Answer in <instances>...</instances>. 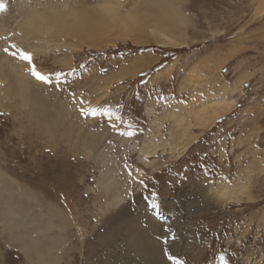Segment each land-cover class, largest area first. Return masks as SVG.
I'll list each match as a JSON object with an SVG mask.
<instances>
[{"label": "rangeland", "instance_id": "1", "mask_svg": "<svg viewBox=\"0 0 264 264\" xmlns=\"http://www.w3.org/2000/svg\"><path fill=\"white\" fill-rule=\"evenodd\" d=\"M100 3L168 14L170 40H84L70 14L41 46L0 42V58L31 53L12 57L66 118L52 131L20 97L0 109V264H264V0H0V21ZM133 47L150 49L113 51Z\"/></svg>", "mask_w": 264, "mask_h": 264}, {"label": "bare ground", "instance_id": "2", "mask_svg": "<svg viewBox=\"0 0 264 264\" xmlns=\"http://www.w3.org/2000/svg\"><path fill=\"white\" fill-rule=\"evenodd\" d=\"M121 6L100 3L95 7H92V9H83L80 13H75V11L67 8L60 11L41 12L37 8L33 9L24 7L22 8L20 19L17 21V31L11 32L10 30V32H7L6 30L9 29L6 26L5 20L0 21V42H2L4 38H7L5 40H8V43H10V41H13V38H16L15 35H18L20 40H31L39 37V39L34 41L37 43V46H41L43 41H45V43L49 41V38L44 35L47 34L48 31L55 29L60 22L64 23L65 19L70 16V14L75 16L78 15L79 18L78 23L74 25L71 30L75 31L76 34L84 40H89L95 36L106 35L105 33L110 29L109 26H113V28H115L117 33L120 35L119 37L122 38L129 37L135 26V28L140 30L147 29V31L154 33L159 37L161 42L170 40L168 35L162 32L163 27H161V24L165 23V21L169 18L167 16L168 14L159 13V11L152 14L150 13L152 21H148V19L144 18L142 15L143 13L139 10L137 13H133L131 11L124 12ZM164 11L165 10H163V12ZM142 16L143 19L141 18ZM38 40H40V42H38ZM95 45L99 44L96 43ZM25 73L22 70L21 63L17 60H13V57L9 53H6V55H3V57L0 58V109H3L6 106L5 101H7V99L9 100L10 97H20L26 105L32 106V110L34 111L33 115L37 118H35V121H38L40 125L42 124L44 127L54 131V129L65 122V111L59 108H52L47 103L42 101L43 99L40 98V93H38L36 87L34 86V80L30 79ZM5 98L6 100H4ZM224 104L219 105L218 103L217 105H212L210 111H207V113L204 111L205 115L203 116V123L210 121ZM69 128H71V126ZM66 130L69 133V129L67 128ZM88 144L89 143H87V145ZM151 152L152 151H144L145 157L149 156ZM111 187V191H116V185L114 187L111 184ZM9 211L8 213L11 214ZM6 215L9 217L8 214Z\"/></svg>", "mask_w": 264, "mask_h": 264}, {"label": "snow or ice", "instance_id": "3", "mask_svg": "<svg viewBox=\"0 0 264 264\" xmlns=\"http://www.w3.org/2000/svg\"><path fill=\"white\" fill-rule=\"evenodd\" d=\"M4 7L3 5H0V8ZM7 39V38H5ZM10 49H15V51H10ZM5 53H9L11 56H13L14 58L17 57L19 55V58L23 61H27L29 63H31L33 61V56L31 55V53L23 51L21 49L17 48V45L15 44H11L9 47L4 49ZM32 73L33 75L38 78L40 81H47L49 80V77L42 74L40 71L36 70L35 65L32 64ZM129 175H131V172H129ZM141 183H143V181L141 180Z\"/></svg>", "mask_w": 264, "mask_h": 264}, {"label": "trees", "instance_id": "4", "mask_svg": "<svg viewBox=\"0 0 264 264\" xmlns=\"http://www.w3.org/2000/svg\"><path fill=\"white\" fill-rule=\"evenodd\" d=\"M113 48L109 49L107 52L111 51ZM147 49H150L149 47H140V48H129V49H121V48H118L117 50H113V51H117L119 54H122V55H125V54H130V53H133V52H136V51H143V50H147ZM122 51V52H121ZM115 52V53H117ZM113 53V52H112ZM170 59V57H167V59H165L164 61H161L159 64L155 65L154 67L150 68L149 70H147L146 72L144 73H141L137 76V78L133 81V83H143L144 81H146L149 76L154 72L156 71L157 69H159L161 66L164 65V63H166L168 60ZM221 120V119H220ZM219 120V121H220Z\"/></svg>", "mask_w": 264, "mask_h": 264}]
</instances>
